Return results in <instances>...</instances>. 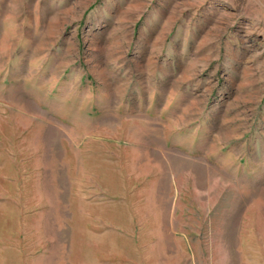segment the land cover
Listing matches in <instances>:
<instances>
[{
    "label": "rangeland",
    "instance_id": "rangeland-1",
    "mask_svg": "<svg viewBox=\"0 0 264 264\" xmlns=\"http://www.w3.org/2000/svg\"><path fill=\"white\" fill-rule=\"evenodd\" d=\"M0 264H264V0H1Z\"/></svg>",
    "mask_w": 264,
    "mask_h": 264
},
{
    "label": "crops",
    "instance_id": "crops-1",
    "mask_svg": "<svg viewBox=\"0 0 264 264\" xmlns=\"http://www.w3.org/2000/svg\"><path fill=\"white\" fill-rule=\"evenodd\" d=\"M1 1V0H0ZM85 237H87L89 240H91V243H92V245L91 246H93V244L95 243H97V246H99V247H101V249H103L102 248V246H104V244L101 242V241H99V243L98 242H96L97 241V238H96V236H93L92 234H86V236ZM95 247V246H94Z\"/></svg>",
    "mask_w": 264,
    "mask_h": 264
}]
</instances>
